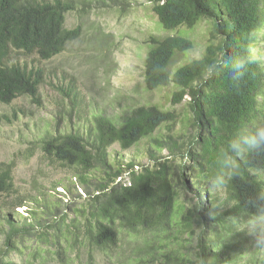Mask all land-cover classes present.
<instances>
[{
	"label": "trees",
	"instance_id": "1",
	"mask_svg": "<svg viewBox=\"0 0 264 264\" xmlns=\"http://www.w3.org/2000/svg\"><path fill=\"white\" fill-rule=\"evenodd\" d=\"M147 2L166 30L192 27L203 19L211 22L209 44L200 59L170 71L174 55L192 49L188 40L173 36L149 40L144 61L147 90L172 84L176 89L172 104L184 96L189 99L190 114L183 125L187 133H171L177 121L174 113L142 106L119 125L97 116L93 126L82 132L48 135L41 141L44 158L51 165L74 171L77 189L84 192L76 196L83 199L56 208L54 213L46 206L48 212H42L45 222L31 217L29 222L24 218L14 223L9 214L4 215L0 264H49L51 259L53 264H94L99 255L117 247L120 233L135 237L150 232L164 237L169 231L179 248L178 255L167 257L171 262L238 264L242 250L250 257L245 264H259L251 258L246 232L232 218L242 219L255 210L247 201L264 191L263 180L254 174L257 171L245 168L230 182L223 198L211 195L207 182L219 171L216 157L229 140L246 126L254 129L264 124V107L258 106L263 74L252 55L254 33L263 22L260 0ZM73 10L71 0H0V104L22 96L40 104L42 70L10 60L25 55L48 61L61 53L68 42L78 38V28H64V16ZM228 58L251 61L242 79L233 80L222 67L211 76L206 74L209 66H219ZM2 121L9 122L7 116H0ZM164 123L168 133L155 136ZM143 139H151L149 165L113 166L108 154L113 144L127 150ZM164 150L167 155L161 156ZM13 167L11 162L0 163V203L14 192ZM94 171L99 176H92ZM178 186L195 195L192 207L176 214L179 218L173 213ZM236 201L240 204L228 207ZM214 203L224 207L216 208ZM15 206H22L21 202ZM187 246L193 248L191 254ZM14 257L19 261H13Z\"/></svg>",
	"mask_w": 264,
	"mask_h": 264
},
{
	"label": "rangeland",
	"instance_id": "2",
	"mask_svg": "<svg viewBox=\"0 0 264 264\" xmlns=\"http://www.w3.org/2000/svg\"><path fill=\"white\" fill-rule=\"evenodd\" d=\"M71 1L74 10L65 14L64 28H78L77 39L68 42L61 53L48 61H38L35 56L25 55H17L10 60L28 68L39 67L43 81L39 86V105L32 103L27 96L18 97L9 104H0V116H7L9 120L0 124V163L11 162L14 165V192L1 198L0 229L4 215L9 214L14 223L24 218L29 222L31 217L45 222L42 212H48L46 206L54 213L56 208L64 209L66 204L82 201L83 198L76 196L84 192L77 189L74 171L51 165L44 158L41 141L48 135L82 132L93 126L97 116L119 125L133 110L142 106H156L174 113L177 121L171 126V133H187L183 125L190 114L189 99L184 96L179 103L172 104V94L176 91L172 84L147 90L144 61L151 47L149 40L161 41L173 36L188 40L192 49L174 55L170 71L200 59L209 44L211 22L203 19L192 27L166 30L147 0ZM260 13L263 22L254 33L252 55L259 63L264 80V0H260ZM261 91L263 94L258 98V106L264 107V82ZM165 125L167 123L158 128L155 136L168 133ZM251 129L252 125L241 131ZM150 142L151 139L140 140L127 150L113 144L108 149L109 160L115 168L119 165L124 168L130 162L147 166L150 163L147 156ZM166 153L164 150L160 154L166 156ZM99 173L94 171L92 176H99ZM254 174L261 179L258 171ZM126 178L125 175L123 179L127 181ZM207 183L209 186L210 181ZM213 195L223 198L225 190ZM194 196V192H184L178 186L173 207L175 217L179 218L176 215L179 211L192 207ZM19 201L22 206H15ZM172 235L171 231L164 237L150 232L135 237L120 233L117 247L106 255H99L94 264H177L167 259L178 255L179 251ZM246 237L252 260L264 264V251L254 249V238L247 233ZM187 247L191 254L193 248ZM181 253L185 255L186 251L183 249ZM240 255L238 264L250 263L247 252L241 250ZM51 260L49 264H53ZM13 261L19 259L14 257Z\"/></svg>",
	"mask_w": 264,
	"mask_h": 264
},
{
	"label": "clouds",
	"instance_id": "3",
	"mask_svg": "<svg viewBox=\"0 0 264 264\" xmlns=\"http://www.w3.org/2000/svg\"><path fill=\"white\" fill-rule=\"evenodd\" d=\"M251 61L228 58L221 61L219 66H209L207 75L216 73L219 67L227 69L233 80L239 81L247 70ZM258 158L259 162H257ZM187 159V157H185ZM216 163L219 171L212 177L209 193L216 194L228 188L233 179L239 178L245 168H251L260 173L264 179V124L246 132H240L229 140L225 149L218 153ZM240 202L229 203L228 207H235ZM254 211L242 219L232 218L238 229L254 238L252 247L264 251V191L256 194L247 201ZM216 208H223L222 203H214Z\"/></svg>",
	"mask_w": 264,
	"mask_h": 264
}]
</instances>
